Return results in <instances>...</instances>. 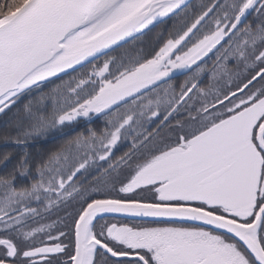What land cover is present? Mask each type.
Instances as JSON below:
<instances>
[{
	"label": "flooded vegetation",
	"instance_id": "af4514ba",
	"mask_svg": "<svg viewBox=\"0 0 264 264\" xmlns=\"http://www.w3.org/2000/svg\"><path fill=\"white\" fill-rule=\"evenodd\" d=\"M249 2L199 0L198 15L190 14L191 20L185 25L188 38L165 64L168 69L176 59L179 65L203 47L190 60L194 63L190 71L103 114H87L78 106L105 84L114 83L120 73L106 72L100 76L101 67L90 69L111 53L85 66L79 74L88 76L86 90L92 94L87 98L83 95L82 100L85 99L73 106V120L58 124L68 127L59 135L83 133L95 123L105 128L104 134L98 135L95 146L84 149L94 154L85 159L88 164L82 167L70 155L66 156L69 162L40 172L34 168L39 161L32 155L10 159L9 170L14 171L0 173V178L9 179L6 191L0 187V263L72 264L79 214L88 203L98 200L136 202L132 197H158L163 202L173 201L170 205L209 211L239 224L253 222L264 204V153L257 142L264 122V0H255L243 14ZM174 29L169 35L172 46L185 33L175 34ZM259 74L242 94L237 93ZM200 91L216 102L234 96L233 102L220 106L224 117L203 131L197 109ZM245 94L247 97L241 99ZM196 119L199 122L192 127L184 123ZM184 126L189 135H179L181 142L174 145L194 144L201 139L197 140L198 157L191 159L185 155L182 160L164 161L158 171L147 176L150 183H141L137 171L142 172L144 165H158L163 156L171 157L176 148L172 146L174 132ZM217 128L223 129V135L221 140L214 141L212 130ZM207 133L212 137H205ZM60 176L64 181L57 180ZM33 178L36 180L32 181ZM95 183L103 189L104 197L89 200L83 207L75 205V213L81 210L75 218L72 214L64 215L63 209L69 207L65 203H78L81 187L87 188L82 192L87 194ZM58 211L63 215L59 216ZM262 218L258 240L264 251ZM91 236L116 256H125L111 258L97 249L91 264H257L234 239L187 223L140 222L110 216L93 223Z\"/></svg>",
	"mask_w": 264,
	"mask_h": 264
},
{
	"label": "water",
	"instance_id": "95a60500",
	"mask_svg": "<svg viewBox=\"0 0 264 264\" xmlns=\"http://www.w3.org/2000/svg\"><path fill=\"white\" fill-rule=\"evenodd\" d=\"M124 1L26 0L13 13L3 16L0 19V109L28 90L70 74L134 40L176 14L192 0H143L129 10H126ZM254 2L250 0L243 14ZM82 30L87 32L81 34ZM188 34L172 50L118 78L83 103L81 108L87 114L100 115L158 84L188 73L194 65L191 62L188 64V61L165 69L169 56L188 38ZM72 35L78 41H70ZM259 76L237 93L245 91ZM263 134L264 122L257 138L262 153ZM110 216L131 221L176 222L209 228L234 239L245 248L254 262L264 264V251L258 240L264 204L253 222L243 225L190 206L110 200L92 202L79 215L75 224L72 264H91L97 249H102L111 258H125L116 256L91 236L93 223Z\"/></svg>",
	"mask_w": 264,
	"mask_h": 264
},
{
	"label": "trees",
	"instance_id": "16d2710c",
	"mask_svg": "<svg viewBox=\"0 0 264 264\" xmlns=\"http://www.w3.org/2000/svg\"><path fill=\"white\" fill-rule=\"evenodd\" d=\"M24 2L25 0H0V19L13 13ZM199 7L201 8L199 0H193L187 7L178 11L177 14L168 18L165 22L159 23L152 30H148L134 38L132 42L124 45V47L114 49L108 55L113 62L110 72L113 74L125 73V71L136 68V66L154 58L155 52L160 47V44L155 42L156 36L167 38L171 32L173 33L174 27L175 34L185 32V29L188 28L185 25L191 20L189 16H197L196 13ZM189 10H191V13L188 12ZM127 45L130 46L125 48ZM96 67L102 66L92 65L90 69ZM83 69L85 67L67 76L60 77V79L52 80L49 83L28 90V92L17 96L16 100L10 103L0 114V173L14 171L12 168L9 170L10 159L14 157L18 159L20 155L34 156L39 161V164L34 165V168H38V172H40L47 167H53V159L56 157L59 159V157L73 156L75 148H71L76 141L86 140L87 142L84 144L89 143L87 149L95 146L96 138L98 135H103L105 130L99 123H95L89 129L85 128L83 133L73 131L69 134H63L61 137H56L60 134V130L68 128L67 126H58L57 118L63 114L72 116L71 113L75 110L73 106L82 100L83 95L88 97L89 94H92L86 90L88 84H85V82L88 80V76L83 77L79 74ZM84 75H86V72ZM64 152L73 153L64 154ZM85 152L91 155L94 154V152L86 150ZM74 161L76 160L74 159ZM95 176L97 177V175ZM35 180V178L32 179V181ZM57 180L64 181V177L60 176ZM96 183L93 188L94 192L84 193V195L82 192L87 188L81 187L79 190L80 195L77 197L78 203L66 202L65 205L72 208L76 205L77 208V204H79V207H83V204L88 203L89 200L102 199L104 191ZM31 184L29 185L31 186ZM8 185L9 179L1 177L0 187L5 188L6 191ZM80 211V209L77 210L75 216ZM59 213L60 211H58ZM62 215V213L59 214V216Z\"/></svg>",
	"mask_w": 264,
	"mask_h": 264
},
{
	"label": "rangeland",
	"instance_id": "374dc122",
	"mask_svg": "<svg viewBox=\"0 0 264 264\" xmlns=\"http://www.w3.org/2000/svg\"><path fill=\"white\" fill-rule=\"evenodd\" d=\"M25 2H26V0H25ZM24 2V3H25ZM23 5V4H22ZM21 5V6H22ZM20 6V7H21ZM18 9V8H17ZM167 20V19H166ZM165 22V21H164ZM161 23H163V22H161ZM158 25V24H157ZM157 25H155L153 28H155ZM152 28V29H153ZM152 29H150V30H152ZM170 35V34H169ZM186 35V32L182 35V36H180L181 38H179V40L178 41H180L182 38H184V36ZM159 36H156V38L157 39H155V42H158V44H160V47L157 49V51L155 52L156 53V55H155V57L154 58H152V59H150V60H147L146 61V63H148V62H151V61H154L157 57H159L160 55H163L164 53H167V51H169V50H172V48L175 46V44H177L178 43V41L176 42V40L174 41V42H176L175 44H173V46H172V44H171V42H170V38H169V36H167V38L165 39V38H158ZM216 40H217V38H215ZM133 41V40H132ZM132 41H129V42H127V43H124V45H126V44H128V43H130V42H132ZM155 42H154V44H155ZM124 45L123 46H121V47H124ZM130 45H127L125 48H128ZM201 46V45H200ZM179 47V46H178ZM178 47H177V49L174 51V52H176L177 50H178ZM119 48V47H118ZM202 50H203V47H200L199 48V51H198V53L197 54H195L194 56H192L191 57V55H189L187 58H185L186 60H184L183 62H186V61H188V63L190 62V60H192L194 57H197L201 52H202ZM117 55V54H116ZM171 56L172 55H170L169 56V58H168V60L171 58ZM185 57V56H184ZM176 60V59H175ZM173 61L172 62V64H171V66L170 67H175V66H177V62L178 61ZM108 62V63H107ZM183 62H181V63H183ZM146 63H144V64H141V65H139V66H136V68L137 67H140V66H142V65H145ZM180 63V62H179ZM113 64V62H112V60L110 59V57H104L103 58V61H100V62H98L96 65H94V66H97V65H99V66H102L99 70V75L100 76H103V74H106V72H110L111 71V65ZM136 68H133V69H129V70H127V71H125V73H123V72H121L119 75H118V77L116 78V79H118V78H120V77H122L123 75H125V74H127V73H129V72H131V71H133V70H135ZM109 84H105L104 85V88L106 87V86H108ZM249 92H247L246 94H248ZM240 94H242V93H240ZM246 94L244 95V96H242L241 97V99L242 98H244L245 96H246ZM204 96H207V97H205V99L203 98ZM234 96L233 95H229L227 98L228 99H226V98H224V100H221L222 98H219L218 100L220 101H211L210 100V98H209V96H208V94H205V93H203V92H199V100H197L198 101V112H199V114H200V123H201V127H200V129L203 131L206 127H208V126H211V125H214V123L215 122H217V121H219V119H221V118H223L224 117V112H222V109L220 108V106L222 105V106H224V105H228L229 104V102H233V98ZM247 97V96H246ZM245 97V98H246ZM87 98V97H86ZM200 98H201V100H200ZM162 99V98H161ZM229 99H232L231 101H228ZM163 100V99H162ZM158 101V99L157 100H155V102L154 103H156ZM13 103V102H12ZM213 104H215L214 105V107L211 109V107L213 106ZM8 106V105H7ZM7 107H3V108H1L0 109V114L4 111V109H6ZM78 108H79V106H78ZM209 109H211V110H209ZM122 110V109H121ZM117 112H119V111H117ZM117 112H115V113H112L110 116L111 117H113L114 115H116V113ZM74 117V116H73ZM73 117L71 116V115H67V114H63L61 117H59V118H57L58 120H57V124H59V125H62V123H69L71 120H73ZM229 117V116H228ZM196 122H199L197 119L196 120H192V121H185L184 123L187 125V126H190V127H192ZM220 129V128H219ZM63 130V129H62ZM62 130H60L59 132H62ZM65 130V129H64ZM200 130V131H201ZM223 130V129H222ZM221 129L220 130H218V128L217 129H214V130H212L213 131V133H214V135H212L213 136V138H214V141L215 140H221V138H222V131ZM210 133V132H209ZM209 133H207L206 135H205V137L209 134ZM215 134H217V135H215ZM179 135H184V137L185 136H188L189 134H188V128L187 127H182V128H180L178 131H175L174 132V141H173V144H172V146H174V147H176V148H173L172 149V155H171V157H162L163 159L159 162V164L157 165V164H155V165H150V166H148L147 168H144L146 165H144V166H141V168H142V172L140 171H137V179L140 181V179L142 180L141 181V183H150V182H148V180H146L147 179V176H150V174H152L154 171H158L160 168L159 167H161V165H162V163L164 162V161H167V160H170L171 162H173V161H175L174 159H176V160H182L184 157H190L191 159H194V158H197L198 156V154H197V151L199 152V148H198V146H197V144H198V142H197V140H201V139H197V140H195V143L194 144H188L187 142H184V144L183 145H181V146H175L174 145V143L175 142H181V140L179 141V139H178V136ZM209 136L210 137H212L211 136V134H209ZM56 137H61V135H57ZM220 137V138H219ZM125 141H127V138H125ZM213 141V142H214ZM89 146V143H86V144H83V142H81V141H76L75 143H74V145L72 146V148L71 149H74L75 148V152H74V155H73V157L75 158V160L78 162V167L79 166H84V165H87L88 163L87 162H85V159L90 155V154H88V153H84V149L86 148V147H88ZM185 155H187V156H185ZM101 155H99V157H100ZM52 158H53V156H51ZM58 157H56V158H54L53 159V166L54 167H59L58 166V164H63L64 162H69L70 161V159H69V157H66V156H64V157H60L59 159H57ZM165 158V159H164ZM37 170H38V168H36ZM153 175V174H152ZM153 182V181H152ZM140 183V184H141ZM184 185V183H180V186H183ZM132 186L134 187V186H137V184L136 183H132ZM91 192H94V190L93 191H91ZM136 202H140V203H151V204H160V205H164V202L165 203H167V204H170V203H172L173 201H171V200H164V202L160 199V198H158V197H156V198H153V199H151V198H148V197H144V196H134V197H132ZM90 203H88V205H89ZM87 207V206H86ZM85 207V208H86ZM63 212H64V215H66V214H72V218H75V212H76V208L74 209V208H71V207H66V208H64L63 209ZM185 252H187V250L185 251ZM92 262H93V260H92ZM91 262V263H92Z\"/></svg>",
	"mask_w": 264,
	"mask_h": 264
},
{
	"label": "bare ground",
	"instance_id": "6f19581e",
	"mask_svg": "<svg viewBox=\"0 0 264 264\" xmlns=\"http://www.w3.org/2000/svg\"><path fill=\"white\" fill-rule=\"evenodd\" d=\"M143 0H125L124 1V5L126 7V10L132 9L133 6L138 5L139 3H141ZM121 14H117L116 16H119ZM87 31L86 30H82L81 34H85ZM70 41H78V39L75 37V35H72L69 37Z\"/></svg>",
	"mask_w": 264,
	"mask_h": 264
}]
</instances>
